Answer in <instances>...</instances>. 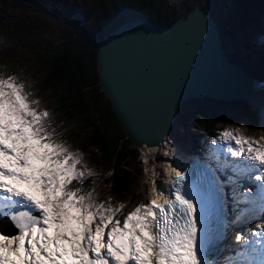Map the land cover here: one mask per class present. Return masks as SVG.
I'll list each match as a JSON object with an SVG mask.
<instances>
[{"label":"snow or ice","instance_id":"obj_1","mask_svg":"<svg viewBox=\"0 0 264 264\" xmlns=\"http://www.w3.org/2000/svg\"><path fill=\"white\" fill-rule=\"evenodd\" d=\"M30 87L16 75H0V217L16 230L0 231V264H264V147L258 141L233 127L212 142L224 146L225 159L216 161L219 170H231L228 182H258L255 194L249 189L234 200L246 206L231 224L259 222L247 234L235 233V247L222 245L209 201L175 168L170 188L126 215L123 204L96 203L94 187H84L95 177L84 153L61 139L52 112ZM211 202L222 206L219 190Z\"/></svg>","mask_w":264,"mask_h":264},{"label":"trees","instance_id":"obj_2","mask_svg":"<svg viewBox=\"0 0 264 264\" xmlns=\"http://www.w3.org/2000/svg\"><path fill=\"white\" fill-rule=\"evenodd\" d=\"M208 1L183 0L181 10L185 16L197 6L208 12L217 23L226 48L235 45L239 36L248 37L257 49L264 46L255 36L256 30L264 32V27L256 24L249 30L244 25V21H258L254 20L257 17L255 12H262V0H230L232 9L228 12L220 11L217 3L213 2L215 10L206 7ZM1 3L6 8L1 24L9 27L16 23V34L13 37L2 35L0 26V69H13L11 73L0 70V75H16L21 82L31 83L32 87L28 90L35 94L34 98L41 100V106L53 103V108L49 110L58 117L56 119L53 115L55 124L78 120L80 126L68 131L70 137L67 134L64 137L58 131L61 139L69 141L74 138L83 148L90 149L88 163L103 168L106 175L86 179L84 187L96 190L99 182H103L110 188L114 203L123 204L136 192L134 187L140 175L137 169L139 153L125 139L99 86L96 72L98 46L109 32L124 22L143 18L159 27L169 26L179 18L178 11L167 0H1ZM56 3L60 5L59 11H50V5ZM241 8L245 11H240ZM18 18L21 19L18 21ZM31 18L35 20L33 29L39 38L51 35L54 29L59 31L60 38L57 42L55 39L52 42L46 40L42 46L30 47L25 52L21 51L22 55H17L15 46L26 43L23 33L28 35L26 21ZM227 50L228 58H232L234 54ZM24 53L27 55L24 56ZM2 55L5 56L3 60ZM29 57L32 65L24 61ZM23 70L33 79H22ZM246 72L256 79L257 72L251 69ZM219 104L226 106L222 102ZM240 104L232 103V106L240 107ZM245 116L249 120L256 119L254 113H246ZM231 117L226 111L218 112L209 107L188 111L184 105L177 122L184 127L190 123L205 136H211L219 130L220 123L234 126L237 118ZM211 164L214 166V163ZM215 171L222 176L219 169L215 168Z\"/></svg>","mask_w":264,"mask_h":264},{"label":"water","instance_id":"obj_3","mask_svg":"<svg viewBox=\"0 0 264 264\" xmlns=\"http://www.w3.org/2000/svg\"><path fill=\"white\" fill-rule=\"evenodd\" d=\"M167 0L179 18L159 27L143 18L122 23L98 46L96 72L110 109L134 148H157L192 100L247 102L261 84L233 64L219 27L199 6Z\"/></svg>","mask_w":264,"mask_h":264},{"label":"rangeland","instance_id":"obj_4","mask_svg":"<svg viewBox=\"0 0 264 264\" xmlns=\"http://www.w3.org/2000/svg\"><path fill=\"white\" fill-rule=\"evenodd\" d=\"M262 1L264 2V0H262ZM212 2L217 3L219 10L222 12H228L229 10L232 9L230 0H209L206 4V7L211 8L212 10H215L216 8L214 6H212ZM261 5H263L262 2H261ZM59 7H60V5L58 6L57 3L54 5H50V11L58 12ZM5 9H6L5 5L2 4L1 0H0V26L2 28L1 33H2V35H8V36L13 37L16 34V30L14 28L16 23L14 24V22H13L9 27L5 26V24H1V19H2L1 17L4 15L3 12L5 11ZM240 11H245V10H244V8H241ZM257 13L258 12H255V14H257ZM261 15L262 14L259 13L257 18H259V16H261ZM257 18L254 20H258ZM20 19L21 18H18L17 20L19 21ZM34 23H35V20L33 18L26 21V26L28 28L29 33L27 36L25 35V33H23L25 38H26L25 44L19 43L15 46L14 52L17 53V55H22L21 51H24V50L27 51L30 47L42 46L46 40L49 42H52L53 39H55V42H57L58 39L60 38V33L56 29H54L53 32L51 33V35L49 34L46 38H39L37 35V32L34 31V29H33ZM256 24H257V21H255V22L250 21L249 23L244 21V25H247V29H249V30H250V27H254V25H256ZM37 28L40 29L39 25L37 26ZM256 31H258L255 34L257 40L263 42L264 41V32L260 31V30H256ZM247 33H249L248 30H246V34ZM247 35H249V34H247ZM240 37L243 39L242 41L244 43H247L249 40V39H246V37H242V36H240ZM250 43H253V42H250ZM252 48L253 47H248V49H250V50H252ZM227 49H229V51L234 54L233 55V57H234L233 58V64L245 66L247 69L246 71L250 72V69H251L253 72H257V74L255 75V77L257 79H261L264 76V70H263L264 65L261 63L260 55L258 53H256L255 55L246 56L241 51H239V49L236 50L234 45H231V47H227ZM254 50L258 51V49L255 47H254ZM26 55H27V53H24V56H26ZM4 58H5V56L2 55V60ZM29 59H30V57L24 61L26 64L32 65L30 63ZM34 66H35V63H34ZM0 70H3L7 73H11L13 69H0ZM21 78L28 80V81L33 79L29 75V73L25 70H23ZM263 82L264 81H262V84H259V85L261 86V88L264 89V83ZM263 93H264V91H262V94ZM263 97H264V94H263ZM263 100H264V98H263ZM197 101H199V102L198 103H192L191 101L186 102L184 104L186 106V110L190 111V110L195 109L196 107H209L210 109H214L218 112L226 111L227 113H229L230 117L232 116V117L237 118L236 124L234 126H231V125H224L223 123H220L218 131L213 132L211 136H205L202 132L196 130L190 123L186 127H184L179 122H177L174 126L172 134H170L168 136L167 142L173 141L176 143V145L179 148L185 150L187 152V154L195 155V156H198L196 153V147L197 148L203 147V148H207L208 150L215 149L214 155H216V157L219 156V158L225 159V155H224L223 150H222L224 146H222L220 144L214 145L212 142L214 139H218L219 134L222 131H224L225 129L235 127V128H239L245 137L253 138L254 140L259 142V145L261 147H264V139H262V137H264V116H261L260 111L257 108L249 107L246 102H243V103L238 102V103H241L239 105L240 107H234V106H232V103H225L226 106L223 107L222 105L219 104L220 102L219 103L213 102V101H209L206 99L205 100H197ZM52 104H53L52 102H47L42 107L49 110V108H53ZM50 112H52V111H50ZM52 113H54V112H52ZM246 113H254L255 118H256L255 121L249 120L247 118V116H245ZM59 114L61 115L62 113L60 112ZM73 115L76 117L74 112H73ZM54 116L56 119H58V117L56 115H54ZM236 118H235V120H236ZM76 119H77V117H76ZM56 125H57V131H61L62 135L64 137L66 134L70 137V135L68 134V131L76 130L80 126L78 120L77 121L69 120V121H65L63 123L60 122L59 124H56ZM167 142L164 141L161 144L160 150L162 148H163L162 149L163 151L166 150V145L168 144ZM67 143L73 149H78L84 153V162L95 173V176L97 177V179L99 177L106 176L105 170L103 168H96L94 166H91L88 163V157L91 155L90 149L88 150L87 148L86 149L83 148L80 144L75 142L74 138L67 141ZM142 150H143L142 148H140L138 150L139 160L137 159V167H138L137 169H139L140 175L138 176L137 183L135 184V187H134V190L136 192L132 196H129L123 202V205H125V212H124L125 215L128 212L132 211L136 206L146 203V200H148V196H149L150 186L153 183V177H154V179L156 177V179L158 181H160V179H162V177H161L162 176V167L164 165V162L161 161L160 158H163V156L160 155V157H158L159 159H156L157 161L150 159V158H148L150 160H147L140 153V152H142ZM227 158L230 160L233 159L231 157H227ZM162 160H166V159H162ZM145 163H147V167L145 166ZM158 164L161 165L160 172H158V170H157ZM81 170H83V169H81ZM136 171H138V170H136ZM153 171L156 172V175H155V173H153ZM238 194H240V190H239V193L237 192V195ZM238 197H239V195H238ZM93 199L98 204L104 203L105 205H107V204L118 205L117 203H114V200L110 194V188L107 185H105L103 182H99V184H98V186H97V188L93 194ZM237 212H238V210L236 208L235 209V215L233 213L232 220L235 219ZM118 218L123 220L124 215H121L120 217L118 216ZM247 227H249L248 224H247ZM230 229L232 232H231V235L229 236V238L231 237L229 239V241L234 242L235 240L233 239V236L235 235V231H236L234 229H237V231L239 232L243 229V226H237V225L231 224ZM11 230L16 231L12 225H11ZM49 234H51V233H49Z\"/></svg>","mask_w":264,"mask_h":264},{"label":"bare ground","instance_id":"obj_5","mask_svg":"<svg viewBox=\"0 0 264 264\" xmlns=\"http://www.w3.org/2000/svg\"><path fill=\"white\" fill-rule=\"evenodd\" d=\"M234 47H235V45H234ZM262 91H264V89L263 88H261V86L260 85H258V86H256V89L254 90V92H253V94H252V96H251V98L246 102L247 104H248V106L249 107H252V108H256L257 106H259V105H264V101H263V94H262ZM262 94V95H261ZM256 103V104H255ZM258 104V105H257ZM173 132V131H172ZM172 132H171V134H172ZM170 135V134H169ZM168 135V136H169ZM168 136L167 137H165L164 138V140H163V142L164 141H168L167 139H168ZM162 142V143H163ZM161 143V144H162ZM168 143V142H167ZM161 144H160V146H158L157 148H153V149H150V148H146V147H142V152H141V154L143 155V157L144 158H146L147 160H150V159H148L146 156H148V155H146V153H148V152H153V151H155V150H160V147H161ZM190 147V146H189ZM198 148H200V147H198ZM197 147H196V149H198ZM163 149V148H162ZM181 149V148H180ZM181 150H183V149H181ZM183 152H185V153H187L185 150H183ZM154 156V155H153ZM158 163V162H157ZM158 172H160V167H161V165H159L158 164ZM243 178H245V179H248V178H246V177H243ZM156 181H158L157 179H156ZM257 185V184H256ZM239 188H236V189H234L235 191H237ZM239 193V192H238ZM239 195V194H238ZM238 195H237V199H242L243 198V196H239L238 197ZM246 205H244V204H240V205H236L235 207H234V209H233V211L235 212V209L237 208V210H238V212H237V214L239 213V210L240 209H242V208H244ZM232 216L233 215H231L230 216V219H229V221H228V225H229V227L228 228H230V225H231V221H232ZM233 225V224H232ZM249 225V227H247L245 230L246 231H244V232H248V229L250 228V224H248ZM234 227V226H233ZM237 232V230L235 231V233ZM220 233V232H219ZM234 237V236H233ZM228 238V239H227ZM231 238V237H230ZM229 237H226V238H224L220 243L222 244V245H232L233 247H235V241L234 242H230L229 241V239H230Z\"/></svg>","mask_w":264,"mask_h":264},{"label":"clouds","instance_id":"obj_6","mask_svg":"<svg viewBox=\"0 0 264 264\" xmlns=\"http://www.w3.org/2000/svg\"><path fill=\"white\" fill-rule=\"evenodd\" d=\"M257 39V38H256Z\"/></svg>","mask_w":264,"mask_h":264},{"label":"flooded vegetation","instance_id":"obj_7","mask_svg":"<svg viewBox=\"0 0 264 264\" xmlns=\"http://www.w3.org/2000/svg\"><path fill=\"white\" fill-rule=\"evenodd\" d=\"M217 24V23H216Z\"/></svg>","mask_w":264,"mask_h":264}]
</instances>
